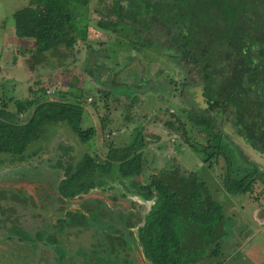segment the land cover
Returning a JSON list of instances; mask_svg holds the SVG:
<instances>
[{
	"label": "flooded vegetation",
	"instance_id": "1",
	"mask_svg": "<svg viewBox=\"0 0 264 264\" xmlns=\"http://www.w3.org/2000/svg\"><path fill=\"white\" fill-rule=\"evenodd\" d=\"M89 1L86 0L82 6L85 9V14L81 18V23H88V27H95L99 31V35L93 40L90 38L84 41L79 40L76 45L78 49L76 58L80 57L78 59L83 61L82 63L78 61V67L80 66L78 72L72 75L75 77V81H78L77 85L82 86L86 83L103 96H115L116 101H119L118 103L123 101L119 100V97L124 96L125 102L122 105H117L120 108H118L119 112L122 115L126 114L122 118L142 116L146 120L159 108L170 113L174 129L180 131L181 144L182 141L183 143L184 141L187 142L188 147L198 153L201 159L194 169L183 166L179 161L177 166L173 161L163 164V161L158 159L157 162L155 161L152 171L159 173L163 171L164 173L166 167L173 172L175 171L177 177L173 183L177 186L186 182L185 178L180 180L181 176H190V173L194 172V176L203 184L210 195V185L218 184L227 191L230 182L229 177L237 174L251 189L246 192L240 190L236 192L247 194L249 200L256 201L261 205V201L264 200V0H220L224 4V8L222 14L218 11L217 19H221L224 23L223 29L219 30L218 34H214L216 29H213L204 43H199L196 37L195 39L191 37L192 39H188L184 43L185 48H187L185 51H180V54L177 45L160 41V38H163L165 34L160 28L161 25H164L165 28L169 27V34L166 33V35L171 36V38H180L181 32L177 31L178 26L180 24L185 25L187 21L189 26L195 23L192 15L187 16V11L182 13L179 8L175 7L176 2L173 3L169 11L165 12L163 18L157 16L151 7L145 5L147 4L146 0H99L105 5L107 1L110 2V10L109 13L103 12L100 17L93 19L89 17L87 11L90 7ZM196 2V5L201 3L199 0ZM148 3L150 5V2ZM217 7L218 9L221 8L220 6ZM140 8H143L144 13L141 12ZM150 12L153 14L149 15ZM122 20L124 24L135 22L140 27H148L147 32L150 30L149 27H153L156 32L154 31L151 37L148 33L144 36L145 38L138 35L135 41L130 42L127 35L115 28ZM157 25L161 30L156 29L158 28ZM170 29H176V32L170 34ZM155 37H157L156 41L153 39ZM107 39L113 40V43L107 44ZM150 39H152L151 42H149ZM134 42H136V47L141 50L143 48L145 51L155 43H157V48L162 47L163 44H169L168 47L174 49L171 53H162L165 54V57L148 51L146 54H141L142 56L139 54L123 56L119 45H126L127 50H130L133 49L131 45ZM107 46H112L113 54L108 52ZM137 52L139 51L136 50ZM185 54H191L192 57H186ZM67 61L66 59V63L60 66L64 67ZM139 64L141 65L139 66ZM100 66H102L101 69ZM132 67L133 70H131ZM121 72L123 73L122 76H120ZM132 75L134 79L128 82ZM119 84L125 85L127 89H130L133 84L144 85L145 87L143 90H127L133 92L132 95H128L126 91L125 93L113 92L111 85L118 87ZM69 85V89L73 86L77 87L75 82H70ZM150 97L160 103L166 102V105H148L151 107L149 111L152 113H149L148 110L144 111V103ZM103 103L107 106L104 101ZM170 103L175 105L174 112L169 110ZM136 110L141 111V114L134 115ZM214 139L222 140L226 146V151L225 154L221 153L216 156L215 164H209L206 158L209 153L213 152ZM27 147L24 150V156ZM232 148L237 156L239 155L240 160V164L234 172L230 171L228 165L230 155L232 154L233 157L235 154L232 152ZM4 156L9 157L6 154ZM99 158L97 159L99 160ZM18 160L21 161L22 159ZM58 160L56 161L57 164L51 165L61 169L63 176L64 170L71 168L69 163L72 162L69 160L58 162ZM79 160L80 158H77L75 161ZM220 160H222L221 165H218ZM96 168L98 169V167ZM218 168L221 171H217ZM152 171L148 175H151ZM97 178L102 182L104 181L101 176ZM53 180L55 183L54 193L57 194V181L59 179L54 178ZM108 180H111L110 174L105 180L106 183L99 187L100 190L107 191L114 187L107 182ZM114 182L117 184V181L114 180ZM128 186L131 190H127V195L122 196L116 191L117 195L115 193L109 195L108 193L103 196V199L108 200L107 202L102 199L101 195H88L91 191L75 198H63L64 201L54 195L57 198L55 210L59 211L60 215L57 217L48 216L45 220L43 217H39L37 213L36 218L41 219V222L36 226V232L39 229H48V232L51 231L57 238L62 237L60 242L63 241V245L67 248L68 241L75 237V233L79 232L69 229L70 221L67 223L64 221L63 229L55 225L58 224L57 220L60 217L68 214L67 210L79 208L85 216H88V219H84L83 216L78 225H83L81 229L90 230L88 234L90 244H100V252H97V248L96 253H94L96 261H92L88 241H85L86 251L84 258H82L84 261H65L64 264H89V262L91 264H134L131 256L133 253L137 259V264H152L144 255L143 245L136 240L134 234L136 223L129 228H121V226L116 228L112 225L116 223L117 215L122 216L120 212H116V216H113L112 209L115 203L127 210L137 208L140 211L142 208V212H139L142 217H145L153 205L152 199L137 195L132 186ZM120 191H123V188H120ZM129 193L131 194L129 195ZM211 198L219 205L224 216H222V220L221 218L216 219V223L221 222L223 224L231 214H225L222 211L223 206L212 195ZM115 199H126L130 206L125 207L121 202H116ZM224 208L226 209L225 206ZM241 208L243 209V207ZM89 209L95 212H91ZM235 211L238 212L239 210ZM132 213L134 212L132 211ZM129 215L132 214L129 213ZM70 223L73 225L72 222ZM36 224H38L37 221ZM221 224L216 227L223 232L224 228ZM50 227L51 229H49ZM197 229V225L185 223V233L189 237L193 236ZM238 230H241V227ZM35 241L44 242L43 239L35 238L31 243ZM48 243H51L52 247L58 244ZM211 244L221 246V243L218 242ZM114 251L120 252V260L116 259L118 256L117 253H113Z\"/></svg>",
	"mask_w": 264,
	"mask_h": 264
},
{
	"label": "rangeland",
	"instance_id": "2",
	"mask_svg": "<svg viewBox=\"0 0 264 264\" xmlns=\"http://www.w3.org/2000/svg\"><path fill=\"white\" fill-rule=\"evenodd\" d=\"M25 4H27V0H0V18H4L7 20V23L13 25L12 12ZM89 29L87 30L89 31ZM94 38L95 36L92 33L90 39L93 40ZM19 40L20 45L24 47L26 41ZM107 41V44L110 43L111 45L113 43V40L107 39ZM2 46L3 49H6V53L3 55L7 57L5 61L12 62V59L9 58L12 57L14 46L10 44H2ZM119 46L122 50L124 49L123 44ZM107 49L109 53L113 54L112 46H107ZM51 56V53H49V59L41 64H34L33 60L27 55L24 58L17 59L14 70L16 73L18 66L21 69V73L19 75L17 73L12 75L13 80L8 79L2 82V88L0 86V105L6 100L9 102V107L12 108L13 104L9 101L10 97L17 98L30 95V90H34L37 93L39 90L45 91L46 89L48 93L55 90H65L70 87V82H75L77 85L78 81L76 82L75 77L72 75L78 72L80 67H78V61L82 63V59H78L80 57L69 59L67 64L61 67L58 64L55 65L57 61H55V58L52 60ZM99 68L101 69L102 66ZM131 70H133V67ZM121 74L123 73L121 72L120 76H122ZM133 79L134 76L132 75L129 77L128 82ZM12 81L19 82L20 85L15 84L18 88L12 85ZM131 86L130 89H127L125 85L119 84L118 87L111 85V90L118 93H125L126 91L128 95H132L133 92L127 90H143L145 87L144 85L135 84ZM72 88L84 90L85 95L82 101L85 103V110L82 123L85 127L90 125L95 127L96 131L92 138L86 142L81 141L67 124L52 123L46 126L39 140L27 147L25 157L21 161L17 157H5L4 153L0 154V264H64L65 261H84L82 258H84V252L86 251L84 247L85 241H88L89 252L92 253L90 256L92 261H96L94 253H96L97 248V252H100V244H90L88 235L90 230L81 229L83 228L81 224L72 225L69 222V229L79 233H75V237L68 241V249L63 245V241L54 245L56 248L52 247L51 243L48 242L54 238L55 234H52L51 231L48 232V229H39L38 232L40 234L39 236L36 235L38 233L36 232V226L41 222V219L36 218L38 215L45 220L48 216L57 217L60 215L59 211L55 210L57 198L54 196L56 194L54 193L55 183L53 179H59L62 176V170L51 165L57 164L56 161L58 159V162L60 160L62 162L65 160L66 162L67 160L74 162L77 158H80L81 162L88 163V158L95 157L96 161H93V164L98 167L97 170H101L102 173L108 175L110 171L109 163L107 161L97 162L99 161L97 158L103 157L106 154L110 142L119 146L131 142L137 136L139 137V129L143 137L149 138L148 141L146 138V141L149 143L144 148L148 149V159L145 163L147 169H145L146 175L154 169L153 165L156 160L163 161V164L171 160L168 159L170 155H168L167 159H162L158 151H156L158 147H162L167 153L173 151L171 155L174 159H177L183 166L189 169H194L201 159L198 153L191 147H188L187 142L184 141L183 143L182 141L183 145L181 144L179 130L176 131V129L168 127L166 122L172 119V116L169 115L170 113H166L162 108H159L155 113L149 111L151 107H148V105L157 104V106H162L166 105V102L160 103L159 101L152 100V97H150V99L145 101L143 110H148L153 115L148 116L146 120L142 116L122 118L126 114L122 115L117 105H122L125 102L124 96L119 97V100L123 101L118 103L119 101H116L115 96H103L86 83L82 86H73ZM49 96H52V94L49 93ZM94 101L97 104V108H92L90 105ZM103 101L107 106L103 105ZM126 106L128 107V105ZM169 108L171 112L175 111L173 106H169ZM137 113L139 115L141 111L136 110L133 114L137 115ZM100 116L110 117V119H101ZM155 136L156 140L154 138L150 140L151 137ZM35 151L38 152L35 153ZM232 152L235 154L232 157L233 163L230 166V170L232 167V171L234 172L239 166L240 160L239 155L237 156L233 148ZM221 162L222 160L218 162V165H221ZM217 171H221V169L218 168ZM113 173L116 172L110 173L111 180L107 181L112 186L114 185L112 189L102 191L97 187L98 189L95 188L87 194L101 195L102 199L108 193L109 195L114 193L117 195L116 191L119 192L118 189L122 187L118 182L117 184L114 182ZM152 173H155V171H152ZM94 176L99 177L100 175L94 174ZM102 178L104 180L102 183H106L105 180L107 178L104 176ZM142 179L144 180L145 177ZM231 198L237 204L231 202L228 205L231 215L225 219V224H222L224 232L221 238L215 241V243H221V246H215V244L209 245L204 255L198 259L196 264H264V200L261 201V212H258L259 215L263 216V219L261 224H257L254 220L248 221L246 219V217L251 216V206L255 202L251 199L249 200L246 194L236 191L231 194ZM103 200L105 202L108 201L106 199ZM115 201L121 202L125 207L130 206L129 201L126 199H115ZM112 210L113 216H116L117 211H127L126 208L117 203L114 204ZM142 210L141 208L139 212H142ZM235 210L239 211L236 212ZM44 219L43 221H45ZM36 221L38 224H36ZM239 227H241V230L237 231ZM43 234L45 235L42 237ZM41 237L44 242L35 241L31 243L35 238L40 239ZM211 249H215L216 253L211 252ZM85 259L87 260V258ZM89 264L91 263L89 262Z\"/></svg>",
	"mask_w": 264,
	"mask_h": 264
},
{
	"label": "trees",
	"instance_id": "3",
	"mask_svg": "<svg viewBox=\"0 0 264 264\" xmlns=\"http://www.w3.org/2000/svg\"><path fill=\"white\" fill-rule=\"evenodd\" d=\"M85 1L28 0L27 4L13 11L15 36L26 41V45L22 47L23 51L28 53L34 64L45 63L49 59V53L58 57V66L66 63V59H74L77 56L76 45L79 40L87 39L88 34L89 24L81 23V18L85 14V9L82 8ZM43 4L51 6L50 16L40 13ZM46 91V89L39 90L36 93L30 90V95L10 97L12 108L8 107L6 100L5 105L0 106V153L23 159L25 148L38 140L46 126L52 123L67 124L81 141H88L95 134L96 129L93 125L87 127L82 125L85 110V103L82 101L85 95L83 89L76 90L71 87L48 93ZM49 93L52 96H49ZM90 105L92 108H97L95 101ZM100 118L110 119L104 116ZM166 123L169 128L174 129L171 120ZM138 135L139 137L131 142L119 146L110 142L108 151L99 158L98 162L109 163L108 175L113 171L116 172L113 173L114 180L121 184L123 191L119 189V193L122 196L127 195V190H131L128 185H131L137 195L152 199L153 205L145 217L140 216L137 208L117 211L122 213V216L117 215L116 223L112 225L116 228L120 226L129 228L136 223V232H134L136 240L143 245L144 255L152 264H196L204 255L207 246L221 238L224 232L216 227L221 224V222L216 223V219L222 220L224 217L220 207L194 176V172L190 173V176H181L180 180L185 178L186 182L178 186L173 183L177 177L175 171L167 167L164 173L163 171L151 173L143 180L148 156L144 149L146 142L140 129ZM225 151L226 146L222 140L214 139L213 152L209 153L206 159L209 164L215 163L216 156L225 154ZM231 155L228 160L229 168L233 163ZM87 161L88 163L80 160L69 163L71 168L64 170L63 176L57 181L56 195L61 200L75 198L87 194L95 187H101L102 180L94 174L105 178L108 175L97 170L93 164V161H96L95 157H90ZM230 171L232 172V167ZM229 178L228 190L231 191L233 188L236 191L246 192L251 189L239 175L235 174ZM89 211L95 212L91 209ZM67 213L57 220L58 224L55 226L63 229L64 221L78 224L83 216L84 219H88L79 208L69 209ZM185 223L198 226L192 237L185 233ZM39 234L40 232L37 236ZM60 238L55 235L50 242L59 243ZM211 252L216 253L215 249H211ZM117 256L116 259L120 260V252ZM131 256L133 263L137 264L134 253Z\"/></svg>",
	"mask_w": 264,
	"mask_h": 264
},
{
	"label": "crops",
	"instance_id": "4",
	"mask_svg": "<svg viewBox=\"0 0 264 264\" xmlns=\"http://www.w3.org/2000/svg\"><path fill=\"white\" fill-rule=\"evenodd\" d=\"M27 2H28V0H27ZM148 2H150V5H149ZM174 2H176L175 3V7L179 8L180 12L183 13L184 11L185 12L187 11L186 12L187 16L192 15L193 20L195 22L194 25H192V26H189V24H188L189 22L188 21L186 22L185 25L180 24L178 26L177 31L181 32L180 33V38H178V37L177 38H175V37L171 38V36L166 35V33L169 34V31H168L169 27L165 28L164 25L160 26V28L165 33L163 35V38H160V41L161 42L166 41V43L177 45V49H178V53L179 54H180V51H182V50L185 51V49L187 47L185 48L184 43H186V41L188 39H192L191 37H193L194 39L196 37L197 42H199V43L203 42L204 43V41H207L208 37L211 35L213 29H216V32L214 34H218L219 30L223 29V27H224L223 24L224 23L221 21V19L220 20L217 19L218 11L222 14L223 13V8H224V4L221 3L220 0H199V2H201V3L198 4V5H196V3H197L196 0H146L147 4H145V5H147V7H151L152 10L157 13L156 14L157 16H160V17L164 18L165 14H166L165 12L169 11L172 8V5H173ZM107 4H108V6H107ZM89 6L90 7L87 9V11H88L89 17H91V18L100 17V15L103 12L109 13V10H110V2H108V1L106 2V5H105L103 3H100L99 0H90L89 1ZM217 6H220L221 8L218 9ZM140 10H141L142 13H144L143 8H140ZM51 11H52L51 6L43 4L40 7V13L42 15H44V16H48V15L50 16V12ZM123 13H125V11H123ZM152 14H153L152 12L149 13V15H152ZM195 16H199V17H195ZM219 18H220V16H219ZM212 19H214V20H212ZM213 21H214V24H212ZM13 25H14V19H13ZM13 25L12 24L10 25L9 23H7V20H5L4 18H0V79H1L0 86H1V88H2V82L4 80H8V79H10V80L12 79L13 80L12 75H14L16 73L19 75L21 73V69H19L18 66L16 68V73H15L14 68H15L16 60L20 59L21 57L24 58V57H26V55L28 56V53L23 51V48H22L23 46L20 45L19 38H17L15 36L14 27H12ZM157 27H158V28H156L157 30H161V29H159V25H157ZM88 28H90L89 31H88V34H87V38L88 39L91 38L92 33H93V35L95 37H97L99 35V31L96 30L95 27H91L90 26ZM115 28H116V30H119L121 33L127 35V37H128L130 42L131 41H135L137 39L138 35L141 36V37H144L148 33V35L150 34V37H151L152 33L154 31L156 32V30H153V27H149L150 30L147 32L146 29L148 27H145V26L140 27V25H137L135 22L130 23V24H124L123 20L120 21ZM182 31H183V34H182ZM141 32H143V33H141ZM174 32H176V29H170V34H172ZM159 37H160V35H159ZM144 38H142V39L145 40ZM156 38L157 37L153 38L154 41H156ZM151 41H152V39L149 40V42H151ZM2 44L3 45L4 44H6V45L10 44V45L14 46L13 47L14 51H12V57L9 58V59H12V62L9 61L10 63L5 61L7 59V57H4L3 55H4V53H6V49H3ZM156 44L157 43L152 45L153 48H152V46L149 47V49L147 51L149 53L153 52L154 54H157L160 57H165L166 53H171L173 51V49H174V48H169L168 47L169 44L168 45L167 44H165V45L163 44L162 47H158L157 48ZM131 46L133 47V49L127 50V48H126L127 46L124 45V49L122 50L123 56L126 57L127 54H132V55L139 54V56H142L141 54H144V53L146 54V52H147L143 48L141 50L139 47H136V42L132 43ZM157 49H158V51H156ZM136 50L139 51V52L136 53ZM162 53H165V54H162ZM185 56L186 57H190V58L192 57L191 54H185ZM28 57H30V56H28ZM50 58L52 60H53V58H55V61H56L58 57L55 54H53ZM12 65H13V67H12ZM11 72H12V74H11ZM102 75L104 76L103 73H102ZM12 82H13L12 85L15 88L17 87L15 84H19V82H14V81H12ZM28 88H29V86H28ZM2 105H5L4 102L0 106H2ZM7 105L9 107V102L7 103ZM170 106L174 107L175 105L170 103ZM62 125H64V124H62ZM82 125H83V123H82ZM146 138H147V141H148L149 138L148 137H144L145 142H146V144L148 146L149 142L146 141ZM153 138L155 139L156 136L155 137H151L150 140H153ZM84 142H86V141H84ZM145 151L147 152L148 149L147 150L145 149ZM156 151H158V154H159V156L162 159H167L168 155H170V158H168V159H171L170 161H175V164H177V166H178V164H179L178 160L174 159V157L171 155V153L173 151L167 153V151L162 149V147H158L156 149ZM147 156H148V152H147ZM147 176L148 175H146L144 173L143 177H145V179H146ZM209 188H210L211 195L223 206V210L222 211L225 214H227V213L231 214L229 212L230 210L228 209L229 208L228 205L231 204V202L236 203L231 198V194L234 193L236 190H234L232 188L231 191L228 190V189H227V191H225L224 188L221 187L218 184L217 185L216 184L210 185ZM229 188H231L230 185H229ZM243 194H245V193H243ZM224 206L226 207V209L224 208ZM260 210H261L260 203L255 201V203L251 206V210H250L252 214H251L250 217H246L245 216L246 219H248V221L254 220L255 222H257V224H261L263 216H261V214L259 215L258 212Z\"/></svg>",
	"mask_w": 264,
	"mask_h": 264
},
{
	"label": "water",
	"instance_id": "5",
	"mask_svg": "<svg viewBox=\"0 0 264 264\" xmlns=\"http://www.w3.org/2000/svg\"><path fill=\"white\" fill-rule=\"evenodd\" d=\"M141 64H139V66H140Z\"/></svg>",
	"mask_w": 264,
	"mask_h": 264
}]
</instances>
